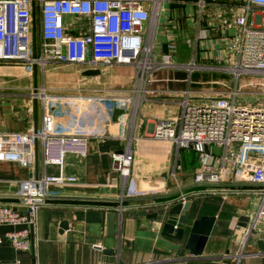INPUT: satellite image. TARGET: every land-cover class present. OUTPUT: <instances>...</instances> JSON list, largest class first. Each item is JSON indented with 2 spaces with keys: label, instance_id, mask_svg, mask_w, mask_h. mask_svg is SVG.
<instances>
[{
  "label": "crops",
  "instance_id": "1",
  "mask_svg": "<svg viewBox=\"0 0 264 264\" xmlns=\"http://www.w3.org/2000/svg\"><path fill=\"white\" fill-rule=\"evenodd\" d=\"M201 1L160 0L158 14L149 22L147 31L160 55L170 51L169 44L176 45L173 58L181 66L158 70L154 75L155 81L142 92L133 90L134 70L124 65L105 67L121 69L113 74L115 86H111L112 81L109 86L104 84L100 74L97 77L84 75L82 66H77L81 69L73 76L74 84L70 87H48L46 72L43 74L38 69L26 77L0 75V131L20 132L30 126L43 125L44 105L30 97L36 85L45 86L50 93L71 97L110 94L134 98L126 115V125L122 122L116 124L117 131H125L128 139L93 135L87 156L69 154L65 158L64 174L75 176L78 181L53 185L49 195L147 196L175 192L195 182V173L200 167L199 154L191 148L177 150L170 142L155 139L151 134L157 120L179 113L186 91L190 92L194 102L204 103L225 94L233 86V74L218 69L227 65L225 58L220 60L224 56L225 41L238 33L233 23V10L230 6L220 7L215 3L201 7ZM193 61L199 66L195 70L186 67ZM60 66L50 65L49 69ZM213 84L222 86L215 88ZM69 90L74 93L67 92ZM122 113L114 114V117H120ZM111 114L102 105L77 100L65 102L57 110L59 124L69 131L95 132ZM129 144L133 163L130 179L123 186L121 174L112 167V154L124 150ZM38 148V165L35 154L33 165L27 166L0 159V193H17L20 181L35 177L37 172L43 174L45 167L39 144ZM46 171L59 174L60 168L49 165ZM134 174L165 176L167 179L156 181L154 185L140 179L137 187ZM262 187L222 188L219 190L226 191L198 192L187 198L191 201L187 212L190 223L202 217H214L213 228L201 253H192L186 248L187 237L179 241L165 236L162 233L163 219L147 218L139 214V208L116 211V235L110 236L107 234L109 209L104 207L113 203L44 200L38 212L37 249L17 250L5 241L0 244V264L15 261L21 264L116 262L117 258L106 255L103 248L116 249L120 254V264H264V250L260 248V241L264 245V220L259 219L253 229L244 226V221L240 220L242 216L253 218L260 205ZM207 189L213 190L196 186L184 192ZM0 201L16 204L20 199ZM135 203L141 202L126 204ZM19 209L24 212V208ZM155 210L150 208L148 211ZM65 220L69 225L62 228ZM9 229L11 227L1 226L0 233ZM125 240H129L131 246L126 247Z\"/></svg>",
  "mask_w": 264,
  "mask_h": 264
},
{
  "label": "built area",
  "instance_id": "2",
  "mask_svg": "<svg viewBox=\"0 0 264 264\" xmlns=\"http://www.w3.org/2000/svg\"><path fill=\"white\" fill-rule=\"evenodd\" d=\"M159 3L160 0H0V64H22L30 72L37 68L43 74L50 65L71 64L101 71L108 66H130L134 70L133 90L142 92L155 81L158 70L181 66L173 58L176 45L169 44L170 51L160 55L147 31L149 22L158 14ZM211 3L230 6L238 28L237 35L225 41L224 56L220 57L227 65L218 67L233 74V86L204 103L194 102L186 91L179 113L157 120L151 135L170 142L177 150L191 148L199 154L195 182L264 184V99H242L254 94L245 88L258 84L241 82L245 76L264 74V0H202L200 5ZM186 67L195 70L199 66L193 61ZM30 97L44 105L43 125L37 131L34 126L20 132L0 131L1 160L33 165L36 142L43 154V174L18 183L17 193L28 198L16 204L0 201V228L11 227L0 233V244L8 241L22 251L38 247V212L44 200L36 197L49 194L53 185L78 181L63 172L66 156H87L93 135L127 140L125 131H117L116 124L126 125V115L134 101L131 96L110 94L58 95L39 85L32 88ZM73 100L102 105L112 114L95 132L69 131L59 124L57 110ZM119 112H123L121 116L114 117ZM132 163L130 144L113 152L112 167L121 174L123 186L130 179ZM49 165H58L60 173H48ZM260 196L251 229L259 219L264 220V186Z\"/></svg>",
  "mask_w": 264,
  "mask_h": 264
},
{
  "label": "water",
  "instance_id": "3",
  "mask_svg": "<svg viewBox=\"0 0 264 264\" xmlns=\"http://www.w3.org/2000/svg\"><path fill=\"white\" fill-rule=\"evenodd\" d=\"M37 70V68H36ZM84 75H99L101 74L100 69H87L83 72ZM38 130L36 125L35 131ZM35 161L37 165L39 164V148L38 143L36 142L35 150ZM36 178L39 177L37 172ZM144 179L145 181L150 182L151 185H154L156 181L162 180L165 181L167 178L165 176H142L139 174H134L133 180L135 181L137 187L139 186V180ZM245 185L253 186H264L263 183H254V182H193L189 186H186L182 189L175 190V192H169L164 194H153L147 196H133V197H124V195L119 197H101V196H77V195H45L38 196L36 198L40 200H49V199H59V200H72V201H82V202H104V203H113L112 205L105 206L104 208L109 209L107 213V234L110 236H115V224H116V211H121L130 207L139 208V214L146 216L150 219H163V229L162 233L165 236L174 238L176 240L182 241L187 237L186 248L191 250L192 253H201L203 245L206 243L208 236L211 233L213 228L214 217H202L201 219L195 220L193 223H190L188 211L191 206V201L187 198L192 194L198 192H209V191H226L219 190L222 188H231ZM203 186L212 188L207 190L200 191H191L184 192L185 189L190 187ZM27 195L19 193H0V199H26ZM128 202H141L139 204H126ZM150 208H155L154 212H149ZM243 222V225L250 227V216H242L240 218ZM69 222L67 220L63 221L61 226L62 228H67ZM125 246L129 247L130 241L125 240ZM195 245H198L195 248ZM260 248L264 250V245L260 241ZM195 252H193V250ZM103 252L108 256L116 257V262H105L104 264H120V254L116 249L113 248H103ZM120 252V251H119ZM119 254V255H118Z\"/></svg>",
  "mask_w": 264,
  "mask_h": 264
},
{
  "label": "rangeland",
  "instance_id": "4",
  "mask_svg": "<svg viewBox=\"0 0 264 264\" xmlns=\"http://www.w3.org/2000/svg\"><path fill=\"white\" fill-rule=\"evenodd\" d=\"M79 69L81 68L75 65H71V64H62L60 67H57L56 69H49L48 67L46 70V75H45L46 85L48 87H70L71 85L74 84L73 76L74 75L76 76ZM82 69L85 70L84 67H82ZM118 70L120 71L121 69L116 68V67L109 68V69L103 68L100 74V76L103 79L102 82L106 85L108 84L111 85L110 81H112V84H113L114 82L113 74L117 73ZM33 73L34 72H30L28 70L27 66L22 65V64H14V63H9V64L1 63L0 64V75H8V74L11 75L12 74L18 77L19 76L26 77ZM209 76L212 77V75H209ZM249 81L257 83L258 85H256L255 88L248 86L249 88H253V89H249L248 87L245 88L246 90H252L254 94H246V96L244 97V100L248 101V99L250 98L256 99V97H260L264 99V85H263L264 84V74L245 76L241 79L242 83H249ZM213 85L215 88H218V87L220 88V86H222L219 84H213ZM111 86H115V85L113 84ZM67 92L74 93V91H70V90Z\"/></svg>",
  "mask_w": 264,
  "mask_h": 264
}]
</instances>
